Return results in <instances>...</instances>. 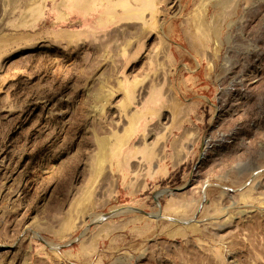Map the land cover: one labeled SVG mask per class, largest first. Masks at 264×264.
I'll return each mask as SVG.
<instances>
[{
  "label": "rangeland",
  "instance_id": "1",
  "mask_svg": "<svg viewBox=\"0 0 264 264\" xmlns=\"http://www.w3.org/2000/svg\"><path fill=\"white\" fill-rule=\"evenodd\" d=\"M0 264H264V0H0Z\"/></svg>",
  "mask_w": 264,
  "mask_h": 264
}]
</instances>
